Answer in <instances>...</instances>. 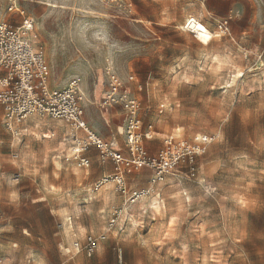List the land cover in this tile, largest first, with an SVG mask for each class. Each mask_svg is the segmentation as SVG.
<instances>
[{
	"label": "rangeland",
	"instance_id": "obj_1",
	"mask_svg": "<svg viewBox=\"0 0 264 264\" xmlns=\"http://www.w3.org/2000/svg\"><path fill=\"white\" fill-rule=\"evenodd\" d=\"M15 1L34 20L35 37H30L45 53L51 83L61 88L73 77L80 79L93 101L85 108L86 118L104 141L123 134L125 126L119 105L105 109L100 104L106 88L98 84L107 67L127 81L139 99L142 129L153 130L154 139L144 140L147 149L153 146L151 152L161 147L166 135L190 141L199 134L215 137L192 164L180 163L148 194L124 203L110 179L87 191L113 171L112 163L92 146L95 153L90 152L88 166L69 165L76 159L63 120L32 115L16 123V133L6 130L0 110V257L9 264H16L21 251L19 264H264L260 246L247 244L264 230V136L252 140L242 133L238 141L218 139L225 137L223 125L232 115L236 81L239 97H249L236 108L241 120L264 107L260 0H243L250 9L246 20L243 8L233 12L231 0H209L212 7L204 0ZM10 4L0 0V20L19 24L20 16L9 11ZM225 16L239 20L240 39L232 28H219ZM193 18L205 22L215 42L212 48L186 28L187 19ZM221 42L222 52L217 50ZM213 85L219 94L204 95ZM222 85L233 88L225 92ZM182 88L187 103L178 95ZM116 119L120 122L114 124ZM249 141L251 157L245 150L222 157L216 147ZM150 173L148 168L132 172L128 187H149ZM165 213L168 219L176 217L172 227L161 219L143 231L146 218L150 223ZM89 234L105 236L91 256L82 248ZM157 239L164 243L157 245Z\"/></svg>",
	"mask_w": 264,
	"mask_h": 264
},
{
	"label": "built area",
	"instance_id": "obj_2",
	"mask_svg": "<svg viewBox=\"0 0 264 264\" xmlns=\"http://www.w3.org/2000/svg\"><path fill=\"white\" fill-rule=\"evenodd\" d=\"M9 11H16L20 21L19 24H12L0 20V104L3 125L6 130L17 133L16 123L32 115L63 120L69 128L72 155L76 160L79 158L80 166L89 165V159L84 158L82 153L92 146L97 148L102 159H110L113 164V172L96 181L90 188L91 192L110 179L115 190L124 196V203H133L148 194L151 186L180 163L192 164L193 159L204 153L206 146L214 140L213 134H199L191 141L166 135L162 138L159 151H149L144 140L153 139V130L150 127L146 131L142 129L141 103L132 94L127 81L113 68L107 67L102 81L106 89L100 104L105 109L119 105L124 111V148L114 147L113 143L104 141L85 120L87 98L80 79L73 77L64 87L51 88L48 84L50 69L44 51L30 37H35L32 33L33 18L19 9L15 0H11ZM186 24L189 29L188 20ZM219 28L223 27L219 25ZM132 79L133 76L130 75L128 80ZM79 132L83 136H79ZM197 136L200 137L199 140L196 139ZM77 149L81 152L78 153ZM142 168L151 171L150 186L131 190L126 183V176ZM190 169L193 170V167ZM109 224L113 225L114 219ZM104 237L91 234L85 237L82 248L88 256L94 253ZM74 246L79 248V241H75ZM0 264L9 263L4 257H0Z\"/></svg>",
	"mask_w": 264,
	"mask_h": 264
},
{
	"label": "snow or ice",
	"instance_id": "obj_3",
	"mask_svg": "<svg viewBox=\"0 0 264 264\" xmlns=\"http://www.w3.org/2000/svg\"><path fill=\"white\" fill-rule=\"evenodd\" d=\"M194 2V0H193ZM205 4H208L209 7H212V5L209 3V0H204ZM231 3L233 5V12L235 13V11L237 9L243 8L244 11L242 13V16L244 17V19H247V16L250 14V9L248 8V5L245 4L243 2V0H231ZM217 6V4H216ZM179 7V6H178ZM260 7H261V18H260V22H259V28H260V43L262 46H264V0H260ZM178 16V15H177ZM180 17V15L178 16ZM82 23H95L96 21L93 20H82ZM181 22H183V19L181 18ZM204 21L202 20L200 24L197 25V28L200 29L201 32H204ZM220 26L221 27H229L233 29V32L236 34L237 39H240L239 36V28H240V24H239V20H233L232 18H228L225 16V18L222 19V21L220 22ZM54 30V29H51ZM197 39L201 40L208 48H212L214 46V41L213 38L210 36H199L197 37ZM223 37H221V41H223ZM252 39H255V36L252 37ZM192 47H196L195 44H193ZM218 51H223L224 50V45L221 42L217 48ZM233 52L236 51L235 48L232 49ZM2 67V66H0ZM2 74V73H0ZM238 77H242L243 74L242 73H237ZM236 87H237V98L234 101L233 104V108L230 109L232 112V115L229 119H227L224 122L223 125V130L225 133V137L224 138H218V139H228L231 138L233 140H240V136L242 133H247L252 140H255L257 138V136H264V107H262L261 109H258L256 114L253 116L251 113H248L244 116L243 120H241L239 114L236 111V108L241 107V105L246 102L248 100V96L246 95L243 98L239 97V81L235 82ZM194 87H199V85H193ZM221 88H223L225 90V92L231 91L233 88V85H222ZM261 91H264V85H261ZM204 95H208V94H213V95H218L219 94V89H217V87L215 85L212 86V92H204ZM254 94V93H253ZM178 95H180L181 97H184V103H187V91L185 89H180L178 91ZM249 107H251V105H249ZM0 110H2V108H0ZM120 119H116L113 121V123H119ZM177 131H179V129H177ZM233 132H235V135H233ZM197 140L200 139L199 136L196 137ZM217 149L219 150L220 154L222 155V157H227L229 155H238L240 153L241 150H245L248 152V155L251 157L252 156V148H251V143L249 141L248 144H242V143H232L228 146V148H225V144L223 142L217 144ZM148 150L152 151L153 150V146L149 145L148 146ZM157 151H159V149H156ZM77 152H81L80 149H77ZM84 158H87V156L85 155ZM71 163H79V158L76 161H68V164L70 165ZM221 167H223V161L221 163ZM47 171L49 172V176H51V166H49V168L47 169ZM61 175H63V170L61 171ZM256 189H254L255 191ZM261 191V195L262 197H264V187H262L260 189ZM195 194V193H194ZM239 204L241 206L246 207L245 205V201L244 200H240ZM236 209H229V211H235ZM161 219H163L164 223H166L169 227H172V225L176 222V217H172L171 219H168L167 217V213L164 214V216L161 218L159 215L152 217L151 218V222L149 223V220L146 218L144 226H143V231L145 233H147L149 231V228L152 227V225L154 224H158L161 222ZM85 222H87L85 220ZM165 238L166 239H171V237L168 236L167 233H165ZM155 243L157 245H162L164 243V241L157 239L155 241ZM256 244L260 246V252L259 255L262 259H264V230H260L258 233H254L251 237V239L249 241H247V244L251 245V244ZM24 253L18 252L17 253V258H16V264H19L20 259L23 257Z\"/></svg>",
	"mask_w": 264,
	"mask_h": 264
},
{
	"label": "crops",
	"instance_id": "obj_4",
	"mask_svg": "<svg viewBox=\"0 0 264 264\" xmlns=\"http://www.w3.org/2000/svg\"><path fill=\"white\" fill-rule=\"evenodd\" d=\"M219 1H222V2H225L226 0H219ZM45 54V53H44ZM45 58H46V56H45ZM46 61H47V59H46ZM47 63H48V61H47ZM48 65H49V63H48ZM49 69H50V66H49ZM51 71V70H50ZM70 80V79H69ZM68 80V81H69ZM67 81V82H68ZM48 84H49V86L51 87V88H59V87H57V86H55V85H53L52 83H51V81H50V73H49V78H48ZM67 84V83H66ZM99 86H102V84L99 82V84H98ZM104 86V85H103ZM64 87V86H63ZM81 87H82V85H81ZM62 88V87H61ZM99 88V87H98ZM82 89H83V91L85 92V90H84V88L82 87ZM85 95H86V98H87V100H86V102H85V108L86 107H88V105H89V103H93V101H90V99H89V97L87 96V93L85 92ZM84 117H85V120L87 121V123L89 124V122H88V120H87V118H86V114L84 113ZM90 125V124H89ZM65 126H66V128H67V139L69 140V142L71 143V145H72V142L70 141V139L68 138V133H69V128L67 127V125H66V123H65ZM91 127V126H90ZM92 128V127H91ZM93 129V128H92ZM94 130V129H93ZM95 131V130H94ZM96 132V131H95ZM97 133V132H96ZM98 134V133H97ZM123 134H122V132H117L116 134H113L112 135V139L111 140H106L107 142H110V143H113V145H114V147H119V148H121V149H123L124 148V138H123V136H122ZM79 136H83V133L82 132H79ZM154 139V138H153ZM71 149H72V147H71ZM156 151V150H155ZM90 152L92 153H95V149H91V147L86 151V152H84L83 153V155H86L87 156V158L89 159L90 157H89V155H90ZM90 160V159H89ZM112 163V162H111ZM112 167H113V164H112ZM113 172V171H112ZM111 172V173H112ZM111 173H108V174H103L100 178H102L103 176H106V175H109V174H111ZM151 174V173H150ZM150 174H149V176H150ZM127 178H126V182H127V184H128V175L126 176ZM100 178H98L97 180H95L94 182H92L91 183V185H89V188H87V191H90V188H91V186H93V184L96 182V181H98ZM129 185V184H128Z\"/></svg>",
	"mask_w": 264,
	"mask_h": 264
},
{
	"label": "bare ground",
	"instance_id": "obj_5",
	"mask_svg": "<svg viewBox=\"0 0 264 264\" xmlns=\"http://www.w3.org/2000/svg\"><path fill=\"white\" fill-rule=\"evenodd\" d=\"M49 5L54 6L55 4L49 3ZM189 23V31L192 32L195 37L197 38L198 36H211V34L204 28V32H201L199 28H197L198 23L196 20L193 19H187ZM204 27V26H203Z\"/></svg>",
	"mask_w": 264,
	"mask_h": 264
}]
</instances>
